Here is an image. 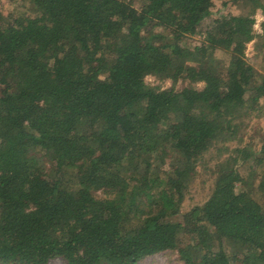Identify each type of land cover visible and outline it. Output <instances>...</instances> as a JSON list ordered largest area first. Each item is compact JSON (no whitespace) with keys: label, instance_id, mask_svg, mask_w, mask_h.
Instances as JSON below:
<instances>
[{"label":"trees","instance_id":"obj_1","mask_svg":"<svg viewBox=\"0 0 264 264\" xmlns=\"http://www.w3.org/2000/svg\"><path fill=\"white\" fill-rule=\"evenodd\" d=\"M3 1L0 264H264V138L241 135L264 112V0ZM200 165L213 188L186 208Z\"/></svg>","mask_w":264,"mask_h":264},{"label":"rangeland","instance_id":"obj_2","mask_svg":"<svg viewBox=\"0 0 264 264\" xmlns=\"http://www.w3.org/2000/svg\"><path fill=\"white\" fill-rule=\"evenodd\" d=\"M13 6L14 4L0 0V11H10L13 9ZM212 11L214 14L219 11H230L234 14H245L247 12V8L242 6L241 4H235V2L233 1H228L226 4L223 0H215ZM259 18H261V16H259ZM257 28H259V25L257 26ZM200 40L201 36L195 35L188 37L187 43L189 45H195L199 43ZM256 43V41H252L251 43H249L246 54L249 62L253 64V66L259 73L262 74L264 55L262 52H260V49L256 46ZM215 56L219 60L218 66L220 69H223L228 65L229 55L225 51H223L222 49H216ZM146 81L152 86H160L162 88L171 87L173 85L172 80H161L154 75L147 76ZM191 85L201 88L204 86V83L192 84L187 79H180L177 83L174 84V86L179 90ZM241 135L242 137H244V140L242 141L243 145L246 142H251L252 146L257 147L264 138V112L260 116H251L249 118H246V120L244 121V125L242 126ZM234 145L235 143H231L230 147H233ZM213 156L214 154L213 152H211L206 155V159H213ZM209 166L213 167L214 161L210 162ZM205 167V165H200V171L196 176V180L191 184V193L186 200V208H189L195 204H202L212 191V174ZM49 264L66 263L61 258H55L51 260ZM139 264H184V262L180 259L177 251H164L146 258Z\"/></svg>","mask_w":264,"mask_h":264}]
</instances>
